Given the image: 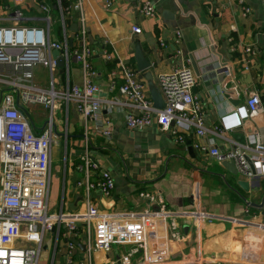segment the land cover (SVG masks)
<instances>
[{"label":"built area","instance_id":"1","mask_svg":"<svg viewBox=\"0 0 264 264\" xmlns=\"http://www.w3.org/2000/svg\"><path fill=\"white\" fill-rule=\"evenodd\" d=\"M63 1L55 0L50 8L44 0H35L37 13L23 17L18 7L24 6V0H0V264H38L46 233L55 235V252L57 243L63 241L64 264H92V253H107L113 245L128 246V249L106 264H193V260L185 256L170 260L169 242L179 239L178 234L172 232L176 228L172 214L161 201L155 211L143 214L105 213L88 200L82 211L50 212L48 193L53 144L60 136L56 133L59 124L55 112L60 104L65 112L64 161L67 160V118L71 105L84 125L79 153L69 159L70 165L83 174L76 186L84 187L86 194L97 191L104 198L110 197L115 182L93 157L89 139L92 134L110 140L112 124L105 113H123V124L129 130H146L157 124L159 130L168 131L178 145L183 143L186 134L202 137L208 133L204 110L193 92L196 77L179 49V30L173 37L176 46L173 66L158 78L162 109L153 107L141 73L127 63H115L108 71L107 94L101 98L94 82L97 72L90 62L94 50L87 40L82 0H71L67 5ZM114 1L105 0V9L110 10ZM238 5L241 16L248 18L251 9L243 0H238ZM134 10L143 19H156L155 4L151 0H140ZM72 25L76 27L74 33L70 30ZM130 30L134 35L141 32L136 24ZM68 40H72L70 47ZM228 43L230 53L241 52L240 61L244 70H248L256 50L236 44L231 38ZM159 46H164L162 40ZM53 51L60 52L63 68L56 66ZM99 53L106 63L113 61L106 41L101 44ZM71 62L81 69V86L69 82ZM37 66L48 70L47 88L36 86L33 81V70ZM55 69L59 71L57 81L53 75ZM35 105L48 112L40 129L35 127L32 115L26 110V106ZM260 111L259 96L249 94L244 106L231 112L233 127H242L244 121H251ZM86 126H90V132L86 131ZM228 143L229 147L223 151L215 146L197 148L206 151L219 164L232 161L238 175L245 180L264 177V135L249 134L243 144ZM160 227H166L168 238L160 240ZM82 252L84 256H79Z\"/></svg>","mask_w":264,"mask_h":264},{"label":"crops","instance_id":"2","mask_svg":"<svg viewBox=\"0 0 264 264\" xmlns=\"http://www.w3.org/2000/svg\"><path fill=\"white\" fill-rule=\"evenodd\" d=\"M139 1L116 0L106 10L105 0H82L87 40L94 50L90 62L97 72L94 82L100 97L105 98L108 89V64L99 53L104 41L115 63L133 61L135 69L134 47L139 44L152 65V80L158 87L159 76L167 73L175 61L173 37L179 30V49L196 77L193 92L204 110L208 133L202 137L186 134L178 145L157 124L146 130H129L123 124V113H105L112 124L110 140L92 134L89 139L93 157L115 182L110 197L104 198L97 191L86 194L84 187L76 186L83 174L70 165L68 157L78 155L79 149L75 150L72 144L83 139L84 125L72 108L67 122V160L61 174L64 196L57 209L61 178L52 176V211H82L88 200L105 213L143 214L155 211L161 201L172 214L176 224L172 232L179 239L169 242L170 260L185 256L193 264H264V177H233L206 151L197 148L215 146L223 151L229 147L228 141L243 144L249 134L264 135V2L243 0L251 9L248 18H243L238 0H151L157 16L147 20L136 15L134 9ZM34 3L35 0H24V6L18 7L23 17L37 13ZM134 24L141 29L137 35L130 30ZM229 38L256 50L248 70L240 61L241 52H229ZM159 40L164 46H159ZM191 62L196 64V72ZM44 68L33 70V81L41 88L47 87L42 77L47 72ZM69 82L82 85L81 69L76 64L69 67ZM230 91L234 94L230 95ZM249 94L259 96L261 111L251 121H244L242 127L234 128L231 112L244 106ZM31 118L37 127V120ZM86 127L90 132V126ZM68 146L72 147L69 155ZM242 179L249 183V191L237 186L236 182ZM158 232L160 240L166 239V227H160ZM127 249L128 246L113 245L107 253H92V264L111 262ZM64 261L61 248L53 252L50 264Z\"/></svg>","mask_w":264,"mask_h":264},{"label":"rangeland","instance_id":"3","mask_svg":"<svg viewBox=\"0 0 264 264\" xmlns=\"http://www.w3.org/2000/svg\"><path fill=\"white\" fill-rule=\"evenodd\" d=\"M56 26V24L53 25V28ZM74 63H70V67L73 66ZM37 67H41L42 69L44 68L43 66H37ZM45 69V68H44ZM53 75L55 78V81L58 80L59 78V73L58 70L55 69L53 71ZM42 77L45 79L46 82V86H48L49 83V73L48 70L46 73H42ZM47 88V87H45ZM1 86H0V92H1ZM14 97H15V92H10ZM69 109L72 110L71 105L69 106ZM26 110L32 115L36 124L38 125L36 128H41L43 123L46 121L47 117H48V112L44 111L41 107L39 106H34V107H29L26 106ZM69 114V112H68ZM55 117L56 120L59 124V126L57 127V134L60 135L59 138L57 139V142L55 144H53V155H52V172H51V178L53 176H58L61 178V188H58V206L57 209H59L61 201H62V195L64 196L63 193V175L62 171L64 168L63 162H64V137L62 136L63 131H64V127H65V112L63 111L62 105L60 104L59 109L55 112ZM70 118V117H69ZM67 122H70V119L68 121L67 118ZM69 124V123H68ZM82 145V139L80 140V142H76L73 143L72 146H74V149L77 150L78 146ZM71 149L72 147L68 146V155L69 153H71ZM72 156L69 155L68 159H71ZM57 168V169H56ZM56 169V170H55ZM53 181L54 179L51 181V185H50V192H49V198H50V204H48L49 208H50V212H52V209L54 207V204L52 203L53 200V189H52V185H53ZM60 189V190H59ZM51 240V241H49ZM63 246V241L60 240L57 243V250H61ZM54 247H55V235L53 233H46L45 235V239L43 241V245H42V250L40 253V257H39V262L38 264H50L51 263V259H52V255L54 252ZM47 262V263H46Z\"/></svg>","mask_w":264,"mask_h":264},{"label":"water","instance_id":"4","mask_svg":"<svg viewBox=\"0 0 264 264\" xmlns=\"http://www.w3.org/2000/svg\"><path fill=\"white\" fill-rule=\"evenodd\" d=\"M70 30L74 33L76 30L75 25H72ZM72 43V40H68V46L70 47ZM52 58L57 60L56 66L58 68H63L64 64L62 62V60L60 59L59 55L60 52L59 51H53L52 52ZM134 61H135V67L136 70L142 74L143 76V80L146 84V88L150 97V100L152 101L153 107L160 110L164 107V103L162 100V97L159 93L158 88L155 86V84L153 83L152 80V74H151V68L152 65L151 63L148 61V59L146 58V56L144 55L142 48L139 44H136L134 47ZM193 70H196V64L194 62H191ZM196 72V71H195ZM226 81H229V78H227ZM230 95H233V91L229 92ZM19 108L22 110V112L25 114V116L27 118H29L28 114L26 113V111L21 108L19 106ZM220 166L229 174H231L233 177H239L235 167H234V163L232 161L230 162H222L220 163ZM252 169V168H251ZM252 174H254V171L252 169ZM256 178H253L252 180H254ZM237 186H239L241 189H243L245 192L249 191L250 185L247 181L245 180H239L236 182ZM262 202H264V196H263V200ZM80 248L82 249V246H80Z\"/></svg>","mask_w":264,"mask_h":264},{"label":"trees","instance_id":"5","mask_svg":"<svg viewBox=\"0 0 264 264\" xmlns=\"http://www.w3.org/2000/svg\"><path fill=\"white\" fill-rule=\"evenodd\" d=\"M44 2L50 7V8H53L54 6V3H55V0H44ZM63 3H65L66 5L69 4L68 1H63ZM108 64V71L111 70V68L114 66L115 62L112 61L110 63H107ZM130 65H134V62L133 61H130ZM134 67V66H133ZM69 137V136H68ZM67 143H68V139H67ZM205 264H211V263H205Z\"/></svg>","mask_w":264,"mask_h":264}]
</instances>
